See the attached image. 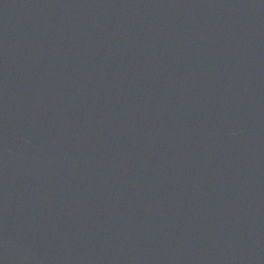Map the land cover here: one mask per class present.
Returning <instances> with one entry per match:
<instances>
[{"label":"water","instance_id":"1","mask_svg":"<svg viewBox=\"0 0 264 264\" xmlns=\"http://www.w3.org/2000/svg\"><path fill=\"white\" fill-rule=\"evenodd\" d=\"M0 264H264V0H0Z\"/></svg>","mask_w":264,"mask_h":264}]
</instances>
